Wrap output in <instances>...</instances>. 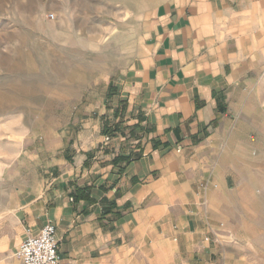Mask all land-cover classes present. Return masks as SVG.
Masks as SVG:
<instances>
[{"label":"crops","instance_id":"obj_1","mask_svg":"<svg viewBox=\"0 0 264 264\" xmlns=\"http://www.w3.org/2000/svg\"><path fill=\"white\" fill-rule=\"evenodd\" d=\"M4 84L0 264L46 223L70 264H221L209 229L264 159V0H160L125 68L40 141L17 102L34 93Z\"/></svg>","mask_w":264,"mask_h":264},{"label":"rangeland","instance_id":"obj_2","mask_svg":"<svg viewBox=\"0 0 264 264\" xmlns=\"http://www.w3.org/2000/svg\"><path fill=\"white\" fill-rule=\"evenodd\" d=\"M159 1L0 0V88L5 90L4 81L9 80L11 87L34 93L33 99L17 102L20 108L34 109L37 141L43 131L66 121L77 94L100 88L125 68ZM60 88L66 90V101L45 98ZM11 151L2 148L5 155ZM261 161L258 182L245 189L251 200L245 194L241 199L237 189L231 192L228 197L234 203L223 210L228 220L219 218L217 227L209 229V240L218 245L215 260L221 264L223 257L225 264H264V230L254 226L264 222ZM3 167L8 170L10 164L0 163V171Z\"/></svg>","mask_w":264,"mask_h":264},{"label":"built area","instance_id":"obj_3","mask_svg":"<svg viewBox=\"0 0 264 264\" xmlns=\"http://www.w3.org/2000/svg\"><path fill=\"white\" fill-rule=\"evenodd\" d=\"M201 186L205 187V184ZM13 256L20 264H70L58 251L55 226L52 223L44 224L36 234L26 228L25 237Z\"/></svg>","mask_w":264,"mask_h":264}]
</instances>
